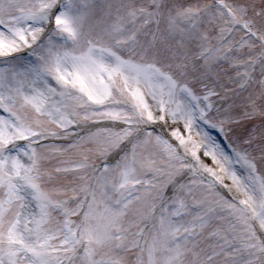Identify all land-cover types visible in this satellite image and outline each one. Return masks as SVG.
I'll list each match as a JSON object with an SVG mask.
<instances>
[{
	"label": "snow or ice",
	"instance_id": "snow-or-ice-1",
	"mask_svg": "<svg viewBox=\"0 0 264 264\" xmlns=\"http://www.w3.org/2000/svg\"><path fill=\"white\" fill-rule=\"evenodd\" d=\"M0 264H264V0H0Z\"/></svg>",
	"mask_w": 264,
	"mask_h": 264
},
{
	"label": "rangeland",
	"instance_id": "rangeland-1",
	"mask_svg": "<svg viewBox=\"0 0 264 264\" xmlns=\"http://www.w3.org/2000/svg\"><path fill=\"white\" fill-rule=\"evenodd\" d=\"M210 0H201L203 3H208ZM229 3L234 2V0H228Z\"/></svg>",
	"mask_w": 264,
	"mask_h": 264
}]
</instances>
